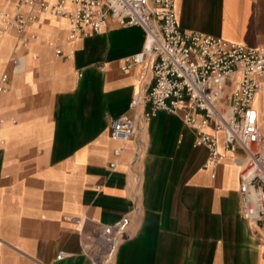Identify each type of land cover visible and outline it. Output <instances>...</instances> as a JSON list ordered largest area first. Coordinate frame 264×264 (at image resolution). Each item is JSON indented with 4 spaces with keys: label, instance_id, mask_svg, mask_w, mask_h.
<instances>
[{
    "label": "crops",
    "instance_id": "1",
    "mask_svg": "<svg viewBox=\"0 0 264 264\" xmlns=\"http://www.w3.org/2000/svg\"><path fill=\"white\" fill-rule=\"evenodd\" d=\"M175 9L184 30L264 43V0H175ZM53 17L34 25L25 70L0 96V264H91L84 250L93 253L102 226L134 203L132 232L111 264H264V243L240 215L238 145L226 150L219 133L224 158L204 167L207 146L165 110L137 116L136 138L109 134L110 119L132 113L134 93L153 81L149 66L121 67L141 50L144 29L108 17L100 32L70 41L68 21ZM17 45L13 32L0 33V73ZM254 105L264 112V84Z\"/></svg>",
    "mask_w": 264,
    "mask_h": 264
},
{
    "label": "built area",
    "instance_id": "2",
    "mask_svg": "<svg viewBox=\"0 0 264 264\" xmlns=\"http://www.w3.org/2000/svg\"><path fill=\"white\" fill-rule=\"evenodd\" d=\"M47 14L68 21L66 38L70 41L100 32L108 17L120 25L144 29L141 50L126 56L121 67L149 66L153 81L147 90L138 88L134 93L132 113L110 119L109 134L124 140L136 138L137 116L147 119L159 110L178 113L195 131L193 144L208 148L204 167L214 169L224 158L218 146L222 133L226 150L233 151L238 145L244 152L231 153V163L239 167L240 215L264 243V134L259 129L264 112L254 105L264 84V43L248 46L204 31L184 30L177 20L175 0H3L0 33L13 32L18 45L0 73V96L7 92L11 76L21 72L38 36L34 25ZM47 43L55 54L63 53L54 39ZM3 122L0 116V126ZM122 150L123 146H115L113 153L119 155ZM141 154L138 145L132 162ZM138 209L134 203L118 220L102 226L94 252L84 250L91 264L112 263L119 243L132 232ZM85 218L74 217L77 223ZM63 256V251L56 254V258Z\"/></svg>",
    "mask_w": 264,
    "mask_h": 264
},
{
    "label": "bare ground",
    "instance_id": "3",
    "mask_svg": "<svg viewBox=\"0 0 264 264\" xmlns=\"http://www.w3.org/2000/svg\"><path fill=\"white\" fill-rule=\"evenodd\" d=\"M49 17H53L52 15H49V14H47ZM54 18V17H53ZM7 32V31H6ZM5 33V32H4ZM26 61V60H25ZM24 69V68H23ZM22 69V70H23ZM260 90H261V88H260ZM260 90L257 92V94H256V96H255V98H254V104L255 103H257V99H258V96H259V92H260ZM137 93H138V89H137V91H136Z\"/></svg>",
    "mask_w": 264,
    "mask_h": 264
},
{
    "label": "rangeland",
    "instance_id": "4",
    "mask_svg": "<svg viewBox=\"0 0 264 264\" xmlns=\"http://www.w3.org/2000/svg\"><path fill=\"white\" fill-rule=\"evenodd\" d=\"M26 63H27V60H26V62L24 63V66H23V67H25ZM24 70H25V68H24ZM20 75H22V74H20ZM229 86H230V83L227 82V87H229Z\"/></svg>",
    "mask_w": 264,
    "mask_h": 264
}]
</instances>
